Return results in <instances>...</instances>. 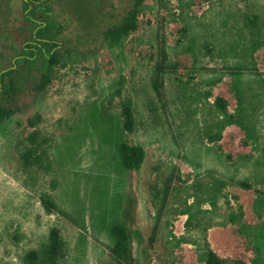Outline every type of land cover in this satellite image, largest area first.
<instances>
[{
    "label": "rangeland",
    "instance_id": "obj_1",
    "mask_svg": "<svg viewBox=\"0 0 264 264\" xmlns=\"http://www.w3.org/2000/svg\"><path fill=\"white\" fill-rule=\"evenodd\" d=\"M140 2L117 41L136 0L36 3L60 46L0 95V264H252L264 0ZM24 5L0 0V71L35 39Z\"/></svg>",
    "mask_w": 264,
    "mask_h": 264
},
{
    "label": "trees",
    "instance_id": "obj_2",
    "mask_svg": "<svg viewBox=\"0 0 264 264\" xmlns=\"http://www.w3.org/2000/svg\"><path fill=\"white\" fill-rule=\"evenodd\" d=\"M41 1L42 0H25L24 15L30 22L35 24V39L28 41L25 44L22 52L16 56L13 65L10 68L0 71V95L7 89L9 93L12 92L14 84L13 76L17 72V67L20 66L21 63H25L26 66L32 68L34 66L37 67L38 64L43 61V67L48 70L49 64L57 56L56 48L60 46V43L56 39V34H58L60 27L56 21L48 19V17L41 19L36 16L35 12L38 8L36 3ZM140 3V0H136L131 14L126 17L125 21L106 31V39L109 41H117L127 30L133 27L137 8ZM6 77H9L8 83L5 82ZM12 113L13 110L0 106V118L10 116ZM134 156L136 158V164H138V160L142 156V151H140V155H138L137 151L134 152ZM251 226L252 225H248L250 228ZM256 230V255L252 259V264H264V225L257 227ZM211 253L212 255L207 256L205 260L206 264H214V260H220L216 252L211 251Z\"/></svg>",
    "mask_w": 264,
    "mask_h": 264
}]
</instances>
